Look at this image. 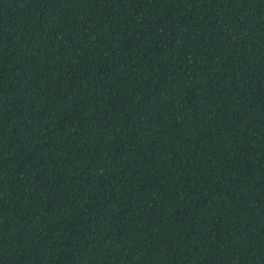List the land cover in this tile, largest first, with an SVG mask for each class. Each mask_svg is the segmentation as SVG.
<instances>
[{
    "label": "trees",
    "instance_id": "16d2710c",
    "mask_svg": "<svg viewBox=\"0 0 264 264\" xmlns=\"http://www.w3.org/2000/svg\"><path fill=\"white\" fill-rule=\"evenodd\" d=\"M0 264H264V0H0Z\"/></svg>",
    "mask_w": 264,
    "mask_h": 264
}]
</instances>
